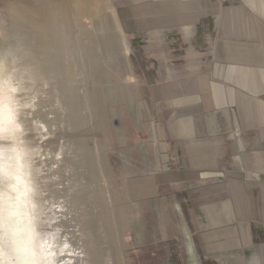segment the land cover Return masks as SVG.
I'll return each instance as SVG.
<instances>
[{"label": "crops", "instance_id": "crops-1", "mask_svg": "<svg viewBox=\"0 0 264 264\" xmlns=\"http://www.w3.org/2000/svg\"><path fill=\"white\" fill-rule=\"evenodd\" d=\"M119 1L155 42L141 58L172 120L187 260L264 264V0Z\"/></svg>", "mask_w": 264, "mask_h": 264}, {"label": "rangeland", "instance_id": "rangeland-1", "mask_svg": "<svg viewBox=\"0 0 264 264\" xmlns=\"http://www.w3.org/2000/svg\"><path fill=\"white\" fill-rule=\"evenodd\" d=\"M128 5L87 0L88 76L125 263L192 264L182 227L190 215L175 184L180 169L161 157V130L172 120L164 118L155 72L141 58L156 46L148 31L127 24Z\"/></svg>", "mask_w": 264, "mask_h": 264}, {"label": "water", "instance_id": "water-1", "mask_svg": "<svg viewBox=\"0 0 264 264\" xmlns=\"http://www.w3.org/2000/svg\"><path fill=\"white\" fill-rule=\"evenodd\" d=\"M87 18V0H0V35L8 38L0 44L22 40L48 82L34 119L44 125L46 163L59 165L49 194L83 252L77 264H126L88 76Z\"/></svg>", "mask_w": 264, "mask_h": 264}, {"label": "clouds", "instance_id": "clouds-1", "mask_svg": "<svg viewBox=\"0 0 264 264\" xmlns=\"http://www.w3.org/2000/svg\"><path fill=\"white\" fill-rule=\"evenodd\" d=\"M48 87L22 40L0 44V264H77L83 256L49 194L59 165L46 163L44 125L34 119Z\"/></svg>", "mask_w": 264, "mask_h": 264}]
</instances>
